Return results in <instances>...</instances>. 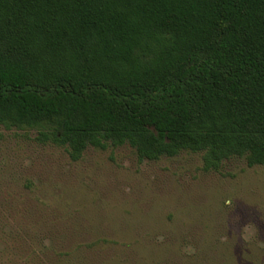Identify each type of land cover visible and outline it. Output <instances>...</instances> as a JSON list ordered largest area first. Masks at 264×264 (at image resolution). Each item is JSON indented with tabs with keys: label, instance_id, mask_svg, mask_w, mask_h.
Here are the masks:
<instances>
[{
	"label": "trees",
	"instance_id": "trees-1",
	"mask_svg": "<svg viewBox=\"0 0 264 264\" xmlns=\"http://www.w3.org/2000/svg\"><path fill=\"white\" fill-rule=\"evenodd\" d=\"M0 125L263 165L264 0H0Z\"/></svg>",
	"mask_w": 264,
	"mask_h": 264
},
{
	"label": "rangeland",
	"instance_id": "rangeland-1",
	"mask_svg": "<svg viewBox=\"0 0 264 264\" xmlns=\"http://www.w3.org/2000/svg\"><path fill=\"white\" fill-rule=\"evenodd\" d=\"M0 125V264H264V164L201 153L76 161Z\"/></svg>",
	"mask_w": 264,
	"mask_h": 264
}]
</instances>
